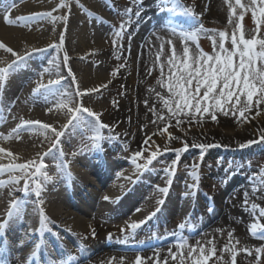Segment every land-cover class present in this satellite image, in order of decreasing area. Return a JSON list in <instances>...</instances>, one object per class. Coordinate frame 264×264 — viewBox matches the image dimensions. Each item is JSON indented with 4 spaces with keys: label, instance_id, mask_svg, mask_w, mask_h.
Returning a JSON list of instances; mask_svg holds the SVG:
<instances>
[{
    "label": "bare ground",
    "instance_id": "bare-ground-1",
    "mask_svg": "<svg viewBox=\"0 0 264 264\" xmlns=\"http://www.w3.org/2000/svg\"><path fill=\"white\" fill-rule=\"evenodd\" d=\"M61 2L62 0H0V42L20 55L27 54L22 66L24 70L18 69L15 73L10 74L6 81H0V136H7L21 124L22 120H31L49 124L57 131H63L62 142L69 131L80 126L64 127L68 123V118L64 111H58L54 107L55 99L58 97H53L50 93L46 94L43 90L33 94V90L37 88L38 84L49 85L50 80L59 81L57 85L52 87L58 88L61 92L72 93L77 102H82L83 106L100 113V119L109 126L103 131H109L112 126H128L132 133H141L147 128L150 120L148 110H140L137 107L133 109L132 116L126 120L118 112L119 109L113 106L115 96L111 98L113 102L109 104V107L102 105L101 96H103L104 90L105 92L112 90L118 81L123 80L127 74L125 67L119 68L118 75L115 77L111 75V72L118 69V57L130 55L136 68L135 74L131 77L130 94L132 101L138 106L140 98L144 101L150 99V88L146 83V77L149 76L153 65L149 59L150 53L155 49L151 43V30L149 29L150 14L154 13L153 3H145L138 10L134 5H130L119 12L122 15L123 23L127 24L128 34L135 38V44L130 48L123 46L115 49L113 46L107 47L104 43L109 20L100 12V7L105 6V3L109 2L108 4L112 5L110 0H78V2L77 0H63V2L68 3L67 8H60ZM12 5L15 6L12 7ZM129 9L132 10L130 18L125 15ZM136 11H139V17L135 15ZM5 15L12 21L11 24L5 22ZM32 17L38 18L31 19ZM141 25L143 29L137 30ZM61 37H63L66 51L69 53L67 55L69 58L68 65L76 77L77 84L81 90H88L89 94L82 98L75 97L76 84L71 82L72 77L68 75V67L63 63L62 69L58 62L59 57L53 52L54 48L51 47L55 44L51 40L55 38L60 40ZM159 41L161 42L162 38ZM183 47L184 42L180 44V52H182ZM190 47L192 48V46ZM36 49L43 51H35ZM14 59L15 57H12L10 53L0 49V67H6ZM105 69L110 72L111 84H108L105 78ZM62 73L66 76L63 77ZM103 85H107V87L105 88ZM93 88H99L100 91L92 92ZM124 94L125 92H123ZM49 108H53V111L49 112ZM83 118L85 121L93 120L87 114H83ZM224 119L225 128L236 123V119L233 117L227 116ZM245 132L242 130L231 135L208 136L206 144H218L229 148L238 147L248 140ZM190 135L181 137L180 148L183 147L181 141H186L190 146V141L194 137L192 134ZM53 140L54 135L51 130L45 133L39 125L21 129L18 139L15 137L8 140L0 139V148L13 153V157H7L0 153V166H7L10 163L22 164L28 160L38 161L41 155L48 152L49 148L52 147ZM55 150L53 149L49 155L53 154ZM63 152L62 158L65 160L68 156V148H64ZM183 156L184 154H180L178 158L177 156L175 158L182 159ZM98 158L99 161L92 162L85 157L82 164L88 171L92 170V172L97 173L99 179L101 176L99 163L102 164L103 159ZM181 161L182 164L188 162ZM60 167L65 171L66 183L60 182L58 188L44 183V194H41L40 197L44 201L42 205L39 204L34 194L35 191H28L26 194L21 189L23 179L20 180L19 184L9 183L15 176H19V173L0 175V223L6 225L5 228L0 229V261H7V264H35L37 260L34 256H46L49 249L44 241L37 244L35 239H39L42 235L47 237L45 239L49 241L48 246L58 245L57 248L60 253L63 250L74 258H77V253L71 248L72 244L69 241L61 242L63 239L67 240L68 236L76 240L83 235L85 244L91 249L96 248L98 243H108L117 249L124 248L120 242L109 241L108 237L101 234L99 229L101 222L97 215L111 219V215L115 213V216L125 214V217L119 220L121 222L119 223L120 228L130 229L128 225L146 220L144 225H150L154 230L156 238L160 240L158 244L165 243L167 240H173V238L172 235L166 236V232L161 230V225L155 229V223L159 224L162 219L160 214L163 215L165 209L169 211L171 208L180 205L187 208V203L192 201L188 195L176 193L175 190L183 189V184L178 180L177 174L169 179L158 174L153 178L145 173H140V176L144 174L143 178L138 179L139 176L133 184L131 182L137 172L123 168L108 183L99 179L98 184L94 185L87 174L72 170V167L67 170L62 164ZM157 171H159L157 168L151 169L152 173ZM243 180L247 181L248 178ZM89 185H94L96 189L85 191ZM164 188L168 189L165 193L166 197L160 191ZM133 191L140 192L141 198L138 202H135L131 195ZM105 196L110 199L105 201L103 199ZM127 197L128 203L123 204ZM14 199L21 201L22 210L19 215H13L9 219V205ZM64 199V206L61 207L60 204ZM159 200H163L164 203L156 212L155 210L159 206L157 201ZM101 203L104 204V207L94 211V206ZM198 207L199 205L195 206V210ZM216 207L217 204L212 213H224L223 207ZM41 209L47 217L43 226L41 225ZM136 209H140V211L137 212ZM153 212L155 215L146 219ZM251 214L249 208H246L239 224L243 225L248 222ZM224 215L226 216V213ZM224 215H221L222 220ZM258 218H262V216L258 215ZM47 228L50 232H47ZM199 228L200 226L197 225L195 230ZM93 230H95V236L92 235ZM39 233L43 234L39 235ZM147 234L149 235L148 232ZM147 234L145 238L148 240ZM2 235H4V240L1 238ZM242 235V231L241 233L238 231L234 238H240ZM162 253L166 254L165 251ZM102 254H104L103 259L95 257L86 264H105L109 260L105 257L109 254H112L111 258L114 259L121 257L126 259L120 252L106 251ZM143 256L154 259L152 252H144ZM45 259L46 257L43 258V260ZM48 260L51 259L47 257L45 261ZM162 264H166V262Z\"/></svg>",
    "mask_w": 264,
    "mask_h": 264
},
{
    "label": "rangeland",
    "instance_id": "rangeland-1",
    "mask_svg": "<svg viewBox=\"0 0 264 264\" xmlns=\"http://www.w3.org/2000/svg\"><path fill=\"white\" fill-rule=\"evenodd\" d=\"M243 4L250 5L251 0H241ZM109 3V2H108ZM105 3V6L100 7V12L103 13L109 20L106 36L104 37V43L107 47L113 46V40L115 32L119 30L120 25L123 23L122 12L130 5H134L136 10L140 9L145 3H153L154 13L150 14L149 29L151 30V43L155 46L150 53V60L153 62L149 76L146 77V83L150 88L149 100H147V106L145 101L140 98L138 106L132 101L131 89V77L135 74V66L130 55H121L118 57V64H123L127 74L122 81H118L117 85H114L110 91H103L101 96L102 105L109 107L111 104V98L115 96L113 106L119 109L120 115L126 120L132 116L133 109L140 108V110H148L150 113V120L147 128L141 133L134 134L128 129V126H112L109 131L101 130V136L95 143L90 139L95 133L90 125H80L74 127L72 131L66 134L65 139L59 146L62 151L64 148H68V156L66 160L61 164L67 165V170L71 169L87 174L91 183L96 185L101 179L103 182L108 183L115 174L120 173L121 170L127 168L128 171H136L137 174L133 178L132 182L140 176V173H145L147 176L153 178L158 174L163 177L169 178L174 174H177L178 180L183 184L182 190H175L177 194H186L192 201H189L188 207L180 205L179 207H173L169 211L165 209L159 224L155 223V229L161 225L167 237L173 238L165 243L158 244L159 238H156L154 230L149 226H145L146 220L139 225L134 231L132 229H126L122 232L120 228V219L125 217V214L111 215V219H106L101 215H97L100 219L101 227L99 229L101 234L108 237V240L117 243L120 242L124 245V248L117 249L112 247L108 243H98L96 248L85 244L84 236H80L76 240L68 236L67 240L63 239L61 242L69 241L77 253V258L74 259L73 264H86L95 257L103 259L104 252H120L125 256L114 259L111 258L112 254L106 255V259H109L105 264H135L137 256H140L143 260V264H180V256L184 255V264H192L191 260L187 258V252L190 246H196L197 241L203 245L206 249L211 248L213 245L216 248L215 256H212L208 264H232L231 256L232 252L224 251L226 244L233 246L234 251L237 253L236 264H264V253L258 255L256 253L257 248H264V230H257L253 234L249 229L253 223H259L264 226V216L258 218L260 211L264 210V142H258L248 145L244 148L240 146L229 148L218 144H206L208 136L217 135H231L238 131H246L247 141L260 140V136L264 133V104L260 105V115H256L255 104L250 113H246L248 117L246 120H238L237 117L231 116L236 119V123L231 127L225 128L223 125L224 118L222 114H217L216 121L211 120L205 116L203 122L197 123H184L178 127H169L168 131L178 137L191 136L193 139L190 141V146L187 151H181L180 154H184L182 159H176V153L168 150L164 151L165 141L167 135L161 137L159 135L153 136L152 141L149 144L152 145L149 148V144H145L144 141L153 132L158 131V128H162L163 124H153V113L149 111L150 108L155 105L157 112H160L162 104L158 100L156 93L167 96V92L158 84V80L161 79V70L159 64L156 61V56L160 52V45L164 42L163 54L160 57V62L165 64L164 72L167 75L168 67L166 64L167 57L171 55V46L166 42L172 41L176 51L179 53L180 44L183 43L182 34H186L196 28L199 24H202L204 29L227 31L229 34V40L226 41V47H231L230 37L234 30V25L229 23L232 19L235 23H242L244 26L245 38H260L264 36V25H262L257 31L256 24L252 19L251 8L244 12V20L237 21L236 17H230L229 3L235 4V0H170L167 7L174 9V11L162 10L160 0H110V4ZM112 6V7H111ZM190 9L195 15L193 19L190 15H186L185 11ZM241 9L237 7V16L241 13ZM143 29L142 25L137 30ZM239 33H237L238 35ZM130 36V39H129ZM157 36L162 38L160 42ZM57 47L53 49V52L59 57L58 62L63 69V59L66 51L65 43L63 40L52 39ZM158 41V42H156ZM122 45L130 48L135 44V38L128 34L125 28L124 38ZM199 47L206 53L211 54L213 52L212 42L201 35L199 40ZM189 45L192 49H196V44L189 41ZM117 46L115 49H118ZM119 56V55H118ZM105 78L108 84H111L112 77L110 72L105 69ZM62 76L66 75L62 73ZM110 82V83H109ZM154 90V91H153ZM123 92L125 94L123 95ZM123 101V102H122ZM255 101V98H254ZM122 102V104H120ZM120 105V106H119ZM120 107V108H119ZM167 116L166 110L163 113ZM224 117V118H221ZM101 122H105L101 119ZM172 125H175L173 120ZM204 139V141H203ZM202 140V141H201ZM155 142L154 144L152 142ZM246 142L244 144H246ZM216 145L201 150L199 147H193L192 145L199 144ZM160 145L161 152L157 159L148 168L137 170L136 165L132 163L134 153L141 151L142 149H148L143 152V156L147 157L149 151L155 150V145ZM63 145V148H62ZM180 140H174L170 143V149H181L179 147ZM178 147V148H177ZM77 155L73 156V153ZM64 153V152H63ZM94 153V155H92ZM96 153V154H95ZM179 154V155H180ZM62 158L59 151L55 150L53 154L44 156L43 162L47 165L42 171H46L48 176L52 177L51 181H45L44 178L37 177L43 184H51L58 188L59 183H66L65 171L60 167V159ZM87 157L92 162L99 161L98 157L103 159L100 172L101 176L98 179L97 173L88 171L84 166L83 160ZM40 158L38 159L39 162ZM180 160V162H179ZM181 160L188 161L182 164ZM175 161V167L172 170V175H169L166 169H169ZM138 164H144L143 158H137ZM157 168L159 171L151 172L152 168ZM88 171V172H87ZM144 174L138 179H142ZM248 178L247 181L243 179ZM21 188L24 187V180H22ZM120 183V181H119ZM94 185H89L86 190H95ZM20 188V187H19ZM29 191H35L34 185L30 181ZM42 194L44 192L42 191ZM135 202H138L141 198L139 191H133L131 193ZM130 195V196H131ZM164 197L166 194L164 193ZM220 196V197H219ZM219 197V198H218ZM65 198V197H64ZM66 199V198H65ZM65 199L61 202L60 206H64ZM182 201V200H181ZM247 201V203H245ZM128 203V197L124 199V203ZM223 207L224 213H212L215 206ZM199 207L195 210V206ZM215 205V206H214ZM253 205H256L253 208ZM161 205L158 207L160 208ZM104 207V204H97L94 206V211ZM151 207V205H150ZM203 207V209H202ZM216 207V208H217ZM156 208V207H155ZM246 208L252 212V216L248 222L243 225L239 224V221L243 219ZM149 209V208H148ZM155 210V209H154ZM156 211V210H155ZM224 215L222 220V216ZM173 219V220H172ZM118 220V221H117ZM207 220V221H206ZM117 221V223H115ZM118 224V225H117ZM154 224V223H153ZM184 224V229H180L178 226ZM200 226L196 229V226ZM150 229V230H149ZM47 231L49 229L47 228ZM242 231V237L237 239L234 236L237 232ZM149 233V235L147 234ZM232 233L231 240L228 233ZM148 235V240L145 238ZM168 234V235H167ZM248 239H247V238ZM3 239V235L1 236ZM166 238V237H165ZM163 238V239H165ZM4 240V239H3ZM42 240V239H41ZM107 240V241H108ZM186 240L187 243L181 249L177 245ZM211 240L213 244L207 242ZM247 240H250L249 242ZM43 241V240H42ZM48 243V240H44ZM74 241V242H73ZM239 241V243H236ZM49 244V243H48ZM95 246V245H94ZM58 245H49V249L46 255L51 260L45 261L43 258H37L39 264H59L61 260L67 261L71 256L65 251H58ZM246 248L248 252L241 249ZM193 253L194 256L198 255ZM165 251V255L162 253ZM144 252H152L154 259H148L147 256H143ZM250 253V254H249ZM53 256H52V255ZM173 256L176 259H173ZM158 259V261H156ZM98 261V260H97Z\"/></svg>",
    "mask_w": 264,
    "mask_h": 264
},
{
    "label": "snow or ice",
    "instance_id": "snow-or-ice-1",
    "mask_svg": "<svg viewBox=\"0 0 264 264\" xmlns=\"http://www.w3.org/2000/svg\"><path fill=\"white\" fill-rule=\"evenodd\" d=\"M78 2V0H77ZM170 0H160L161 9L168 11H174V9L167 7ZM15 5H12L14 7ZM230 17H236L237 21L244 20V12L251 8L252 19L256 24L257 31L260 27L264 25V0H251L250 5L243 4L241 0H235V4L229 3ZM68 3L61 2L60 8H67ZM239 7L242 11L237 16L236 9ZM132 10L129 9L125 15L131 16ZM186 15H190L195 19V15L190 9L185 11ZM50 15V14H45ZM135 15L139 17V11H136ZM38 17H32L31 19H36ZM42 18V17H40ZM5 22L11 24L12 21L7 15L4 17ZM230 24L234 25V30L230 37L231 47H226V41L229 40V34L227 31H217V30H205L202 24H199L192 31L182 34V40L184 42V47L182 52H177L175 46L172 44L171 40L166 43L171 46V55L167 57L166 64L168 67L167 75H165L164 68L165 64L160 62V57L163 54L164 42L160 45V52L156 56V61L159 64L161 70V79L158 80V84L164 88L167 92V96L161 95L159 92L156 93L158 100L161 102L162 107L160 112H157L155 105L149 109L153 113L154 119L153 124H163L162 128H158V131L153 132L144 141L145 144H149L152 141V137L159 135L161 137L167 135V139L164 145V151H174L177 158L181 151H187L189 145L186 141H181L183 147L181 149H170L169 145L174 140H181L180 137L173 135L168 131L169 127H178L184 123L200 124L203 122L204 117L207 116L211 120L216 121L217 114H222L223 116H234L238 120H246L248 117L246 113H250L255 107L257 109L256 115H260V105L264 104V36L256 38H245L244 26L242 23H235L232 19L229 20ZM126 23L120 25L119 30L115 32V39L113 40V47L117 46L123 47L122 40L125 34ZM237 33H239L237 35ZM201 35L209 39L212 42L213 52L211 54L204 52L200 47L198 40ZM130 39V36H129ZM159 40L160 37L157 36ZM63 40V37H61ZM189 41L196 44V49L193 50L189 46ZM55 48L57 45H52ZM0 49L5 52L10 53L15 59L7 64L6 67H0V81H6L10 74L15 73L18 69L24 70L22 67L24 61L27 58L26 55H20L19 53L13 51L12 48L7 47L3 42H0ZM35 51H43L42 49H36ZM68 56L65 53L63 63L68 67V75L72 77V83L76 84L75 97H84L88 95V90H81L77 84L76 77L72 72L71 67L68 65ZM124 65L118 66L116 71H112L111 75L113 77L118 75L119 68H123ZM58 80H50L49 85L38 84L37 88L33 90V94L39 93L43 90L46 94H51L53 97H58L55 99L54 107L58 111H64L68 118V123L64 126L65 128L69 126L77 125H90L95 133L90 139L95 143V141L100 138L101 130L109 128L108 125L101 122L100 113L93 111L92 109L83 106L82 102H77L74 99L72 93L61 92L58 88L52 86L57 85ZM110 83V82H109ZM107 87V85H103ZM92 92H99V88H93ZM154 91V90H153ZM255 98V101H254ZM75 105V106H73ZM147 106V100L145 101ZM164 110L167 112L165 116ZM49 112L53 111V108L48 109ZM83 114H87L88 117H92V121H85ZM175 120V125H172V121ZM32 125H39L40 129L47 133L49 130L54 135V140L52 141V147L49 148L48 152L43 153L40 157L39 162L37 160H28L25 163L17 164L10 163L7 166H0V175L6 173H19V176H15L14 179L10 180L9 183L19 184L20 180H24L23 191L27 194L30 187V181L35 188V196L39 204H43L44 201L40 199L42 191L44 190V184L37 179V177H43L45 181H51L53 178L48 176L46 171H42L47 167L43 162L44 156L49 155L53 149L59 151L60 155L63 156L64 153L59 147L61 143V137L64 135L63 131H57L49 124L41 123L39 121L22 120L21 124L17 126L11 133L7 136H0V139L8 140L10 138H19L21 129L25 127L31 128ZM258 142H264V133L261 134L260 140H252L246 142V144H241L240 147L244 148L248 145L255 144ZM155 143L154 141L152 142ZM193 147H199L204 150L209 147H214L216 145H192ZM152 145L149 144V148ZM148 151V149H142L134 153L132 158V163L136 165L137 170L147 169L148 166L152 165L157 159L161 152L160 145H155V150L149 151L147 157L143 156V152ZM0 153H3L7 157H13V153L10 151H5V149L0 148ZM77 153H73V156ZM137 158H143L145 160L144 164H138ZM67 167V165H63ZM175 167V161L173 165L166 169L169 175H172V170ZM161 192L167 193L168 189H160ZM105 201L110 198L108 196L103 197ZM159 205H163L164 201H157ZM247 203V201H245ZM256 205H253L255 208ZM9 219L13 215H19L22 210V204L19 200H12L9 205ZM160 209L157 208L156 211ZM137 212L140 209H136ZM260 216H264V210L260 211ZM41 215V225L46 223L47 217L45 216L43 209L40 211ZM155 215V212L151 213L146 219H150ZM143 222H136L128 225V228L133 231L137 229ZM4 223H0V229L5 228ZM180 229H184L185 225L180 224L178 226ZM253 234L257 230H264V226L259 223H253L249 229ZM122 232L126 229H121ZM92 235L95 236V230L92 231ZM229 239L231 240L232 233H228ZM187 243L186 240H182L177 247L183 248ZM208 244H213L211 240L207 242ZM236 243H239L237 241ZM198 255L194 256L193 253ZM234 245L230 246L226 244L224 246V251L232 252L231 261L232 264H236L237 253L233 250ZM242 251L248 252L246 248L241 249ZM256 253L259 258L260 253H264V248H257ZM216 248L213 245L211 248L206 249L197 241L196 246H190L187 252V258L191 260L192 264H208L209 259L215 256ZM250 254V253H249ZM74 257H69L67 261L61 260L59 264H73ZM173 259H176L173 256ZM184 255L180 256V264H184ZM0 264H7V261H0ZM55 264V262H54ZM135 264H143V260L140 256L136 257Z\"/></svg>",
    "mask_w": 264,
    "mask_h": 264
}]
</instances>
